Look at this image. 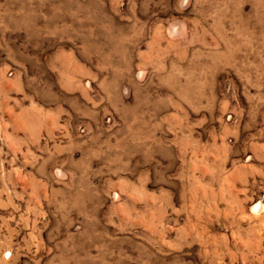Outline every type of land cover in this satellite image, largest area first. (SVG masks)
<instances>
[{
    "label": "rangeland",
    "instance_id": "374dc122",
    "mask_svg": "<svg viewBox=\"0 0 264 264\" xmlns=\"http://www.w3.org/2000/svg\"><path fill=\"white\" fill-rule=\"evenodd\" d=\"M0 264H264V0H0Z\"/></svg>",
    "mask_w": 264,
    "mask_h": 264
}]
</instances>
